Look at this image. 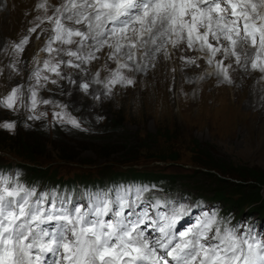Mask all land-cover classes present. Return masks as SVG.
Returning a JSON list of instances; mask_svg holds the SVG:
<instances>
[{"label": "snow or ice", "instance_id": "snow-or-ice-1", "mask_svg": "<svg viewBox=\"0 0 264 264\" xmlns=\"http://www.w3.org/2000/svg\"><path fill=\"white\" fill-rule=\"evenodd\" d=\"M38 7L47 11L44 3ZM46 22L51 25L50 35L41 51L69 59L37 61L42 67L29 75L35 83L26 90L23 85L12 87L0 98V106L36 113L38 103L53 104L60 111L50 114L51 123L59 126L84 130L82 121L66 111L67 105L38 101V87L67 79L88 94L91 83L103 84L106 91L93 96L100 100L117 85L134 84L125 72L145 71L157 54L171 58L170 48L186 45L188 50L205 53L210 66L219 53L234 58L245 71L250 63L251 69L264 73V0H63ZM43 23L28 31L36 33ZM28 43L26 36L11 46L12 52L23 53ZM71 45L75 49L63 47ZM105 48L107 60L117 65L107 79L100 80L99 72L91 82L62 74L61 65L83 70L81 66L99 59L96 54ZM215 63V75L233 83L232 65L224 60ZM9 67L17 71L15 64ZM48 115L39 112L26 119L39 121ZM0 128L13 131L16 124L3 122ZM145 191L137 188L131 200L125 190L124 194H92L80 198L87 201L80 203L55 191L38 194L35 187H26L0 170V264H264V239L258 238L264 233L229 225L214 212L173 231L183 208L152 216L150 209L161 204L155 201L140 208ZM46 254L55 259L45 261Z\"/></svg>", "mask_w": 264, "mask_h": 264}, {"label": "rangeland", "instance_id": "rangeland-1", "mask_svg": "<svg viewBox=\"0 0 264 264\" xmlns=\"http://www.w3.org/2000/svg\"><path fill=\"white\" fill-rule=\"evenodd\" d=\"M16 1H1L5 17L8 14L21 17L20 20L12 22L11 16L3 19L0 17V98L6 96L16 85H23L26 90L30 84H34V79L29 81V75L34 68L42 67L37 61L55 57V63L61 58L69 59L67 56H58L56 53L50 56L41 51L51 28L46 22V15H52L53 9L61 5L63 0H40L46 5L45 12L39 7L24 11ZM35 20L39 24L40 20H45L36 34L28 32V29L37 25ZM26 36L30 38L29 43L24 46V52L14 54L11 46ZM53 47L60 45L53 44ZM63 47L75 49L76 46ZM169 51L172 54L169 60L171 75L166 88L146 86L145 80L152 79L144 74L154 69L151 65L146 73H141L143 76L140 83L134 82L132 86L117 85L109 95L102 96L100 100H95L93 96L106 91L103 84L91 83L88 94L70 84L67 79L58 80L56 85L47 83L42 88L38 87V101L48 99L56 104L67 105L66 111L82 121L84 130L52 123L64 133H59L58 138L50 133L47 141L61 146L60 150H53L52 144L45 140L46 148L36 167L47 168L49 173L52 172L56 178L62 180L84 175L87 181L93 180L99 174L108 178L117 171L130 168L134 177L123 178L120 182L148 183L167 188V192L153 189L148 193L149 196L174 198L172 207L166 213L174 208H183L184 212L196 199V195H203L200 192L212 193L218 189L219 183L212 185L210 176L205 175L207 170L197 166L198 160L213 157L225 164L258 168L264 172V73L251 69L250 63L245 71L235 65L234 58L226 59L223 55H218L219 53L211 66L199 63L203 53L196 50V64L192 67L186 64L183 67L181 58L176 59L173 49L170 48ZM96 55L99 59L83 64V70L61 65L62 74L81 82H91L99 72L100 80L107 79L109 70L116 69L117 65L107 60V54ZM207 58L206 56L205 60ZM216 60H224L226 65H232L229 73L233 83L221 82L222 78L217 76L215 82L209 81L211 75L215 74ZM178 62L182 64L179 67ZM12 64H15L17 71L9 67ZM44 74L57 79L49 73ZM125 74L131 79L134 75L137 76V72ZM139 86L144 91L138 89ZM25 95L27 96L26 91ZM25 102L28 103L27 100ZM54 111L60 109L53 104L43 103H38L36 113H29L23 107L12 111L0 106V123L9 122L6 112L23 116L47 112L49 115L45 119L51 124L50 114ZM6 131L11 134L14 130ZM195 142L203 148L196 147ZM7 152L6 150L0 154V170L11 171V179L26 187H33L21 178H26V168L30 164ZM172 182H175L174 187L168 186ZM109 185L110 181L107 179L94 185L87 182L85 187ZM50 186L51 184L44 182L37 184L35 188L38 191L47 190ZM79 187L84 186L74 181L73 188ZM207 198L200 197L199 200L209 204L207 208L214 206L218 219L227 212L234 223L249 226L252 222L246 221L252 216L253 221L264 222L253 211L246 209L241 212L236 206L231 207L223 202L213 203L209 195ZM175 199L180 204H176ZM196 219L197 216L193 215L183 227L191 226Z\"/></svg>", "mask_w": 264, "mask_h": 264}, {"label": "trees", "instance_id": "trees-1", "mask_svg": "<svg viewBox=\"0 0 264 264\" xmlns=\"http://www.w3.org/2000/svg\"><path fill=\"white\" fill-rule=\"evenodd\" d=\"M6 113H8L7 119L9 122H15L16 128L11 134H8L5 129L0 130V154L6 152L7 150V153L13 154L15 157L30 164L26 168V178H21H23V181H26L31 186H36L37 184L45 182L51 184L50 188L74 189V181L80 186L85 187L87 182L88 184L94 185L97 183H103L108 179L110 184H114L120 182L123 178L134 177L131 174L133 170L127 168L124 171L115 172V174L110 175L108 178L99 174L96 178L89 181H87V178L84 175L75 176L76 178L73 177L72 179L67 180L56 178L52 172L49 173V169H42L36 166H38L46 148L45 140L46 142L52 144L53 150H60L61 146H55V142L47 140L50 138V133H53V136L58 138L59 133H64L63 130H60V128L54 124L47 122L45 118L39 121H28L26 119L28 115L23 116V114L13 115L9 112ZM195 146L203 148V146L198 142H195ZM196 164L198 167L207 170L205 175L210 176L209 180H211L212 185H214L215 182H218L219 186L218 189L213 190L212 193L207 191H203V193L200 192L203 195H196V199H194L192 203H205L204 201H200L199 198L208 199L207 197L209 195V199L212 200L213 203L223 202L231 207L236 206V208L240 209L241 212L248 209V211H253L254 213H257L256 215H258L261 219H264V172L261 169L233 166L225 164L213 157L209 159L207 158L206 160H198ZM10 173L11 171L3 172V174L7 176ZM194 173L195 172H193V174ZM227 178L235 179L236 181L233 182ZM174 185L175 182L168 183V186L174 187ZM157 189L162 192H167V188L164 186L162 188L158 186ZM212 208L216 210L214 206H212ZM219 219L228 221L231 218L227 212H224ZM246 222L264 223L253 221V216Z\"/></svg>", "mask_w": 264, "mask_h": 264}, {"label": "bare ground", "instance_id": "bare-ground-1", "mask_svg": "<svg viewBox=\"0 0 264 264\" xmlns=\"http://www.w3.org/2000/svg\"><path fill=\"white\" fill-rule=\"evenodd\" d=\"M2 0H0V17L3 19V18H9V16H11L12 18H10V22H12L13 20H17L19 19L20 20V17L21 15H10L8 14L7 17H5V12L3 11V3L1 2ZM55 1H58V0H55ZM20 4L21 8L25 11V10H29V11H32V9H34V7H38L39 3H43L41 2L40 0H17L16 1V4ZM62 3V2H61ZM50 7V6H49ZM52 8V7H51ZM36 11V10H34ZM50 11V10H49ZM20 12V11H19ZM18 12V13H19ZM22 12V11H21ZM20 12V14H21ZM45 12V10H44ZM24 14V12H22ZM32 14V13H31ZM25 15V14H24ZM27 15V14H26ZM31 16V15H30ZM36 16V15H35ZM47 16V15H46ZM32 17V16H31ZM45 17V16H44ZM40 18V17H39ZM31 19V18H30ZM24 20V19H23ZM36 21V20H35ZM34 21V22H35ZM41 21V20H40ZM23 22V21H22ZM32 22V21H30ZM29 24V23H28ZM35 24H39L37 21L35 22ZM31 26V24L28 26V28ZM32 28V27H31ZM46 28V27H45ZM50 28V27H49ZM29 30V29H28ZM47 30V29H45ZM29 32V31H28ZM27 32V33H28ZM41 32V31H40ZM25 33V32H24ZM46 33V31L44 32V34ZM36 34V33H35ZM30 38V37H29ZM43 38V37H42ZM39 40V39H38ZM108 49L105 48L102 52V54H108ZM173 54L176 56V59L178 58H181V57H185L186 59H192V60H195V56H194V50H188L186 48V45H182L180 49H173ZM196 54V53H195ZM172 55V54H171ZM220 56H222L221 54H218ZM106 56V55H105ZM174 56V57H175ZM206 58V55L205 53H203V55L201 56V58L198 60L199 63L202 62V64L207 63V60H205ZM170 58H164L162 55L160 54H157V58L155 60H153L151 62V64H154V69L152 71H149L147 74H144L146 75L149 79H152V80H145L146 81V86L149 85L150 87L154 86L153 88H157L158 86L160 88L164 87L166 88L169 84V79H170V75H171V69H170V66H171V63L169 62ZM180 61L183 63V67L184 66H187L185 63V60H182L180 59ZM179 61V62H180ZM196 61V60H195ZM177 63V66H181L182 64L181 63ZM150 64V65H151ZM149 65V66H150ZM192 67V65H191ZM150 68V67H148ZM148 68L143 71V72H137V76L134 75V82L136 83H140L141 79H142V74L141 73H146V71L148 70ZM214 71V70H213ZM216 71V70H215ZM207 75V74H206ZM153 76V77H152ZM215 79H216V75H211L209 81L213 80L215 82ZM182 82V81H181ZM194 82V81H192ZM222 82V80H221ZM141 89V91H144L142 89V86H139L138 89ZM158 89V88H157ZM254 219V218H253ZM256 220V219H255ZM262 221V220H261Z\"/></svg>", "mask_w": 264, "mask_h": 264}]
</instances>
